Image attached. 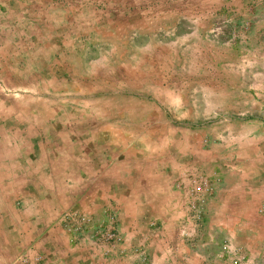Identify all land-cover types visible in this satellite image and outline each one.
I'll return each instance as SVG.
<instances>
[{"label":"rangeland","instance_id":"obj_1","mask_svg":"<svg viewBox=\"0 0 264 264\" xmlns=\"http://www.w3.org/2000/svg\"><path fill=\"white\" fill-rule=\"evenodd\" d=\"M225 1L0 0V151L14 162L22 147L54 143L77 146L72 155L88 149L95 159L102 146L105 159L114 149L119 160L167 164L161 171L192 225L184 237L196 241L212 180L220 178L208 161L209 140H222L230 92L240 90ZM217 154L222 165L223 151ZM201 179L210 191L199 203L191 188ZM56 222L104 253L124 242L113 206L104 207L99 224L75 208ZM225 232L221 226L210 233L221 238L217 254L229 264L243 248L223 240ZM257 232L249 234L252 249L263 237ZM31 249L13 263L44 264L45 255ZM249 262L257 264L255 257Z\"/></svg>","mask_w":264,"mask_h":264},{"label":"crops","instance_id":"obj_2","mask_svg":"<svg viewBox=\"0 0 264 264\" xmlns=\"http://www.w3.org/2000/svg\"><path fill=\"white\" fill-rule=\"evenodd\" d=\"M225 7L231 47L239 55L231 66L240 68V90L230 92L222 140L217 134L209 140L208 161L220 178L212 180L199 238L184 237L192 225L184 220L171 177L161 171L167 164L119 160L114 149L105 159L102 146L88 159V149L72 155L77 146L31 145L19 149L14 162L0 151V264H14L26 246L44 254V264H226L228 258L217 254L221 238L210 233L221 226L223 240L233 239L247 259L264 264V0H226ZM237 39L239 46L233 45ZM217 150L223 151L222 165ZM105 206L115 208L124 236L105 253L87 235H68L56 222L62 211L75 208L99 224ZM218 216L223 218L213 223ZM254 231L263 237L252 249Z\"/></svg>","mask_w":264,"mask_h":264},{"label":"built area","instance_id":"obj_3","mask_svg":"<svg viewBox=\"0 0 264 264\" xmlns=\"http://www.w3.org/2000/svg\"><path fill=\"white\" fill-rule=\"evenodd\" d=\"M194 186L191 188V193L199 196L197 198V201L199 203H202L204 201V194L208 193L210 191V185L207 180L201 179V180H195L193 181ZM199 184V187L195 186ZM195 202H193L192 207L195 208ZM260 211L264 213V201L260 206ZM229 264H250L249 259H247L243 254H233V256L230 257Z\"/></svg>","mask_w":264,"mask_h":264},{"label":"bare ground","instance_id":"obj_4","mask_svg":"<svg viewBox=\"0 0 264 264\" xmlns=\"http://www.w3.org/2000/svg\"><path fill=\"white\" fill-rule=\"evenodd\" d=\"M35 51V50H34Z\"/></svg>","mask_w":264,"mask_h":264}]
</instances>
